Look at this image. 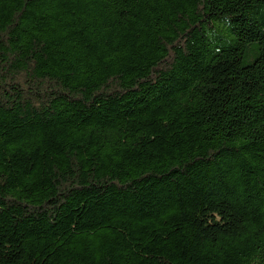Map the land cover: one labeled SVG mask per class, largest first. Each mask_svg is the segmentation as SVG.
Wrapping results in <instances>:
<instances>
[{
	"label": "trees",
	"instance_id": "1",
	"mask_svg": "<svg viewBox=\"0 0 264 264\" xmlns=\"http://www.w3.org/2000/svg\"><path fill=\"white\" fill-rule=\"evenodd\" d=\"M0 264H264V0H0Z\"/></svg>",
	"mask_w": 264,
	"mask_h": 264
},
{
	"label": "rangeland",
	"instance_id": "2",
	"mask_svg": "<svg viewBox=\"0 0 264 264\" xmlns=\"http://www.w3.org/2000/svg\"><path fill=\"white\" fill-rule=\"evenodd\" d=\"M231 33H228L227 30H225V28H223L222 32H219L215 35V37H212L213 39H215L216 41H218L219 39H222L221 44H223L224 46H230L233 42L231 41V39H233V37H231L230 35ZM253 58L251 57H247L245 59V64L249 65L253 62Z\"/></svg>",
	"mask_w": 264,
	"mask_h": 264
}]
</instances>
